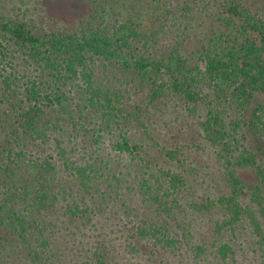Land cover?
<instances>
[{
	"label": "trees",
	"instance_id": "obj_1",
	"mask_svg": "<svg viewBox=\"0 0 264 264\" xmlns=\"http://www.w3.org/2000/svg\"><path fill=\"white\" fill-rule=\"evenodd\" d=\"M84 2L85 14L79 9L71 25L65 19L77 13L70 10L35 4L15 14L0 2V250L8 249L6 263L64 264L56 239L62 226L50 210L74 192L89 195L86 208L93 209L104 184L118 195L138 188L132 203L150 210L157 203L164 211L162 222L142 218L135 225L155 247L200 237L197 256L211 250L226 261L245 247L239 230L247 223L253 250L264 258V102L257 99L264 94V0ZM48 16L63 22L49 25ZM169 100L182 102L213 148L226 189L216 197H188L194 160L184 145H161L150 128L151 109L163 111ZM249 137L261 147L242 146L240 138ZM35 146L39 153L30 156ZM186 207L192 215H222L202 230ZM205 233L214 237L211 246ZM98 244L94 260L77 264H112L109 247ZM26 251L31 263L21 261Z\"/></svg>",
	"mask_w": 264,
	"mask_h": 264
},
{
	"label": "rangeland",
	"instance_id": "obj_2",
	"mask_svg": "<svg viewBox=\"0 0 264 264\" xmlns=\"http://www.w3.org/2000/svg\"><path fill=\"white\" fill-rule=\"evenodd\" d=\"M64 1L70 2L68 8H64L62 5L54 8L49 5L51 2L48 6H44L46 3L45 0H43V4L38 0H0L3 5L9 7L8 11L15 14L23 13L26 7L35 4L39 6L41 4L42 8H49L51 12L55 11V9L59 11L60 8V11L70 10L71 13L76 14L81 9L83 11L82 14H85L84 11L87 10L85 0ZM75 7L76 9H74ZM49 18L51 17L44 18L46 19L44 21H47L49 25H57L63 22L58 17L53 20ZM62 18L65 17L63 16ZM78 19L79 16L77 13L76 16L66 18L65 23L71 25L76 23L75 21ZM2 86L3 78L0 75V94ZM257 99L264 102V94H261ZM162 107L163 111L157 109L150 110L151 116L154 119L150 128L156 134L161 145L168 147L184 145L185 150L194 160L192 162L194 167L191 166L190 169L191 187L186 190V192L188 191V197L200 201L209 196H218L219 193L226 190L223 189L225 186L222 178L223 170L218 161L215 160L216 155L213 152V148L208 147V142L204 137L199 135L197 120L190 118L185 113L183 104L179 100L177 103L174 100H169ZM11 128L9 125L8 127L2 128L4 129L2 130V134L6 137L7 131L11 130ZM134 131L135 129H133ZM250 138L246 142L240 138L241 145L244 146L246 143H251L255 147H261V143L256 137H252L251 140ZM240 148L242 147L240 146ZM159 149L160 146L155 144L153 146V153L157 155L159 161H162L163 159L161 158L163 156H161L162 154L159 152ZM38 153V146H35L31 149L30 156H36ZM243 174L247 179H250L252 176V174L247 172ZM112 182L116 184L117 181L113 179ZM110 186L104 184L103 190L96 192L97 197L98 195L99 197L97 198V206L95 205L93 209L86 208V204L91 203L89 195L77 194L76 192L71 197H59L57 205H55L56 207L51 208L50 217L55 218L62 226V233L57 234L56 239L58 237L57 245L60 246L58 250L65 253L63 255L65 259L63 261L64 264H77L78 262L84 261V259L86 261L94 260L98 253L99 241L100 243L104 241L109 247L108 249L111 252L108 254L112 264H261L264 260L259 252L253 250V244H251L250 240L252 236L250 233L251 230L246 226L247 223L239 230L240 233L242 232V234L239 233V241L245 247H237V255L226 261L217 259L214 254H211V250L202 257L197 256L195 247L200 243V237H195L194 239L189 238L187 241L188 244L180 240L177 246L166 249L159 248L160 246L155 247L152 241L147 242V240L139 235L135 229V225L142 218L148 221L158 220L162 222L163 218L161 217L164 216L167 218L164 211L157 203L151 206V210L142 207V203H132L129 196L139 197L140 192L138 188L136 190L131 189L128 192L123 189L124 192H120V195H118L117 192L110 189ZM126 199L129 201V204L124 206ZM186 208L190 217L195 215V224L197 228L202 230H207L209 221L221 218L222 215L220 211L205 215H200L199 213L192 215L193 210L189 209V207ZM158 210L160 211V215L157 214ZM72 211H76V213L73 214ZM174 215L177 217L180 216L179 211L177 213L174 212ZM179 223L182 226L187 224L181 218H179ZM179 231L182 233V228H179ZM249 235H251L250 238ZM208 236V245L211 246V242H214V237L212 234H208ZM7 251L8 249L0 250V264H7L5 260L11 258L6 253ZM26 255H28L27 251L24 254L22 253L21 261L31 263L29 259H26Z\"/></svg>",
	"mask_w": 264,
	"mask_h": 264
}]
</instances>
